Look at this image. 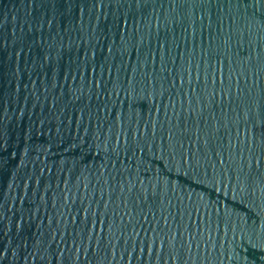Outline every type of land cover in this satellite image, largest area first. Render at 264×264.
<instances>
[{
  "label": "water",
  "instance_id": "water-1",
  "mask_svg": "<svg viewBox=\"0 0 264 264\" xmlns=\"http://www.w3.org/2000/svg\"><path fill=\"white\" fill-rule=\"evenodd\" d=\"M0 264H264V0H0Z\"/></svg>",
  "mask_w": 264,
  "mask_h": 264
}]
</instances>
